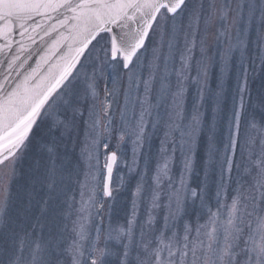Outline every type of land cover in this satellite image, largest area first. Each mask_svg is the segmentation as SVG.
<instances>
[{
    "label": "snow or ice",
    "instance_id": "obj_1",
    "mask_svg": "<svg viewBox=\"0 0 264 264\" xmlns=\"http://www.w3.org/2000/svg\"><path fill=\"white\" fill-rule=\"evenodd\" d=\"M37 18L54 19L55 24L45 30ZM29 29L44 31L52 43L37 68L22 80H9L11 72L0 80V264H68L69 260L70 264H108L106 258L114 254L108 241L122 243L125 238L120 264H264V127L257 124L258 118L264 124V75L258 103H251V79L257 69L264 74V0H0V37L7 39L14 32L24 36ZM155 33L159 36L149 59L148 42ZM53 55L60 62L37 76V69ZM120 68L127 75L122 103L124 76L105 74L107 69ZM233 70L236 89L226 111L225 86ZM189 83L196 86L190 109ZM117 107L119 123L114 124ZM221 122L226 127L223 140L218 139ZM81 123L85 126L81 154L86 155L89 172L80 182L75 237L62 247L67 226L58 230L54 223L65 179L63 158L56 152L57 136L36 142L37 159L15 199L12 185L20 179L18 165L41 125H46L45 135L59 133L63 139ZM161 124L164 136L151 185L146 184L145 158L133 194L147 205L139 237L134 234L139 212L134 199L127 227H109L101 248L102 227L96 225L94 238L87 228L93 210L99 216L104 207L97 199L100 145L108 149L114 134L118 150L131 141L136 165L145 142ZM252 129L257 136L250 135ZM202 142L203 182L192 188ZM177 152L178 176L173 172ZM116 162V151L106 154L102 192L110 199H114L110 178ZM217 169L213 209L207 190L210 174ZM38 186L46 189L40 199H36ZM197 199L200 210L193 226L184 217L190 215L189 200L195 205ZM158 211H163V222L156 227ZM203 215L207 219L200 223Z\"/></svg>",
    "mask_w": 264,
    "mask_h": 264
},
{
    "label": "rangeland",
    "instance_id": "obj_2",
    "mask_svg": "<svg viewBox=\"0 0 264 264\" xmlns=\"http://www.w3.org/2000/svg\"><path fill=\"white\" fill-rule=\"evenodd\" d=\"M215 29H213V32ZM159 33H155L152 35L151 40L149 43V59L151 54V49L153 46L156 45L158 40ZM254 39V33L253 37ZM211 43V38H210ZM254 51V49H253ZM83 59V57H81ZM147 59L145 60V65H147ZM258 63V62H257ZM219 68H217V72ZM107 76L110 78L112 76H124V79L121 81L120 84V101L123 102V89L127 86V75L125 70L122 68L118 69L116 72H113L112 69H107L106 73ZM144 75H148L147 67H145ZM192 75H195L193 71ZM262 73H260L259 69H257V74L254 78L251 79V87L255 93V90H259V86L261 83ZM173 85L175 84V77L172 78ZM105 83L102 79L99 82V91L101 98L103 97V89ZM108 87H112L111 83L109 82ZM158 87V85H157ZM216 81L213 79L212 81V88L215 89ZM226 111L229 110L232 106V98L235 94L236 89V71L233 70L230 77L226 81ZM189 92L187 96V103L190 109L193 97L196 95V86L194 84L189 83L188 85ZM135 95V93H133ZM155 102V101H154ZM258 103L257 96L255 95L253 98V103ZM252 109L249 108V111ZM208 120L211 122V104L208 105ZM119 123V108L117 107L116 110V119L114 124ZM258 127H264V124H260L259 118L257 119ZM220 131L218 132V139L223 140L224 135H226V127L225 122H221L220 124ZM45 128L46 125H41V129L36 131V136L33 138V145L31 146V150L25 154L23 160L18 165V169L21 173L20 179L18 183H13L12 185V192L14 194V199L17 193L23 192V186L25 185L26 181V174L28 172L29 166L35 163L37 159L36 156V142L43 137V142H48L52 139V135L57 136V155L59 158H63L64 168H65V179H64V189L63 194L60 196L57 204L59 205L58 214L55 217L54 223L58 230H63L65 225L67 226L66 230L63 231V236L65 237L64 244L62 247H66L67 244L71 243L72 239L75 237V234L72 231L73 228V221L77 219V212L75 209L79 208V201H80V182L85 180L86 173L89 172L88 162L86 159V155H82V149L85 145V126L81 123L78 129L73 131L70 136H65L63 139H59V133H53L49 135H45ZM149 133H152V129H148ZM250 135L257 136L256 129H252ZM164 136V128L161 124L158 131L154 134H151L150 140L145 142L143 148V156L137 157L138 163L136 165L133 164V151H132V143L131 141H127L126 143H122L120 149L118 150L117 145V137L114 134L113 138L109 144L108 149L103 148V144L100 145V154H99V172L97 175V182L99 184L98 192H97V199L99 202H102L104 207L100 211L99 216H96L95 211L93 210V216L89 219L87 224V228L91 234V236L95 237V227L96 225H100L102 227L101 232V239L99 243V247H105V236L109 230V227L113 229H118L119 227H127V222L132 217V206L134 199L137 200L139 205V212L137 216V223L134 227V234L138 238L139 237V230L140 225L147 218V205L144 201L143 197L137 198L134 197V192L136 191L137 183L140 181L141 172L144 171L145 168V158H147L149 162V170L146 175V184L151 185V176L155 170L157 159L160 155L161 149V140ZM206 139V137H205ZM257 146H258V138H257ZM222 147V145H221ZM112 151L117 152V162L114 167L113 171V178H112V186L111 188L114 189V199H110L108 197L103 196L102 188H103V181L105 175L104 163H105V156L107 153ZM205 153V143L202 142L200 148L197 153V163H196V173L193 174L190 184L192 188H197L198 184L203 182V166L202 160L204 158ZM177 162L176 165L173 167V172L178 176V168H179V153L177 152ZM57 159V164L61 163V159ZM46 155L41 158V162L43 163L46 161ZM94 173L97 172L96 169V161H92ZM130 168H134V171L129 172ZM237 173L233 171L232 176L235 179ZM219 179V170L217 169L215 173L210 174L209 179V187L207 190V198L211 201L213 209H215L214 198L216 194V185L215 181ZM235 187V184L232 185ZM46 194V189H40L39 186L37 188L36 199H40L41 196ZM145 196L148 195L147 192L144 194ZM74 198V200H73ZM199 203L200 201L197 199L195 201V205L192 204V201L189 200L188 202V209L190 211V215H186L184 220L190 221L193 226L196 223V213L199 211ZM71 205V209L69 208ZM71 212L70 215H65V213ZM157 216V225L159 227L162 224V217L163 211H158L154 213ZM49 226H51L52 218L49 217ZM207 219L206 215H203L200 219V223H204ZM184 221H181V225ZM45 232H47V226L45 228ZM123 243H127V239L122 243H117L115 240L108 241L107 248L114 253L113 255L108 256L106 259L108 264H120L121 256L123 253ZM135 256V252H132V257ZM70 264V260L68 261Z\"/></svg>",
    "mask_w": 264,
    "mask_h": 264
},
{
    "label": "water",
    "instance_id": "obj_3",
    "mask_svg": "<svg viewBox=\"0 0 264 264\" xmlns=\"http://www.w3.org/2000/svg\"><path fill=\"white\" fill-rule=\"evenodd\" d=\"M37 22L47 30L52 25L55 24V20H41L37 18ZM67 34V33H65ZM52 39H55V34H52ZM52 40L48 36H45L44 31L36 29V31H29L21 36L19 32H14L7 39L0 37V80L11 72L12 75L9 76V80L13 78L17 80H22L23 76L27 73H31L32 69L37 68V63L41 60L42 56L50 51L49 46ZM65 51H67L65 49ZM60 55H63L61 53ZM14 57H19V59L13 60ZM59 57L51 56L48 64H41L37 69V76L46 75L49 68L53 65L58 64ZM9 63H12V68L8 67ZM23 64V67L20 65ZM53 70H55L53 68ZM116 164V163H115ZM113 165V170L114 166ZM113 170L110 178V187L112 186ZM105 177H107V170L105 169Z\"/></svg>",
    "mask_w": 264,
    "mask_h": 264
},
{
    "label": "trees",
    "instance_id": "obj_4",
    "mask_svg": "<svg viewBox=\"0 0 264 264\" xmlns=\"http://www.w3.org/2000/svg\"><path fill=\"white\" fill-rule=\"evenodd\" d=\"M252 93H253V98L255 95L258 96V89H256L255 93H254L253 88H252ZM251 103H253V99H252Z\"/></svg>",
    "mask_w": 264,
    "mask_h": 264
}]
</instances>
